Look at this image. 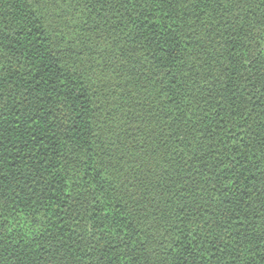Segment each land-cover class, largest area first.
I'll use <instances>...</instances> for the list:
<instances>
[{"label":"trees","instance_id":"trees-1","mask_svg":"<svg viewBox=\"0 0 264 264\" xmlns=\"http://www.w3.org/2000/svg\"><path fill=\"white\" fill-rule=\"evenodd\" d=\"M0 264H264V0H0Z\"/></svg>","mask_w":264,"mask_h":264}]
</instances>
